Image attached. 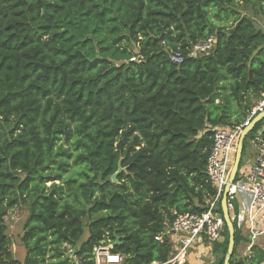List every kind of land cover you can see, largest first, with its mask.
<instances>
[{
  "label": "trees",
  "instance_id": "trees-1",
  "mask_svg": "<svg viewBox=\"0 0 264 264\" xmlns=\"http://www.w3.org/2000/svg\"><path fill=\"white\" fill-rule=\"evenodd\" d=\"M263 19L264 0H0V264H94L116 237L122 264L165 262L171 244L154 237L215 194L210 129L264 94ZM17 206L22 262L4 222ZM233 228L228 264H263L260 246L237 255ZM227 244L224 225L212 264Z\"/></svg>",
  "mask_w": 264,
  "mask_h": 264
},
{
  "label": "built area",
  "instance_id": "built-area-1",
  "mask_svg": "<svg viewBox=\"0 0 264 264\" xmlns=\"http://www.w3.org/2000/svg\"><path fill=\"white\" fill-rule=\"evenodd\" d=\"M213 42L212 37L193 45L189 57H196L206 53ZM173 63H181L182 56L175 52L170 56ZM264 110V94L251 108L247 118L242 123L232 127H213L212 144L207 157L205 175L215 190V194L205 201V210L200 214L185 213L177 215L173 221L165 223L162 233L154 237V241L162 242L166 237L171 244V253L163 262L151 264H187L190 250L204 242L211 245L223 242L224 221L220 202L225 187L227 188L226 208L231 222L242 236H249L246 251L256 246L258 241L264 240V125L249 142L254 150L252 164L247 158L241 171L239 167L232 183L229 174L234 162L238 140L242 130L260 112ZM222 213V212H221ZM170 232H173L171 234ZM264 243V242H263ZM71 252V251H70ZM94 264H122L120 255L109 252L108 246L99 245L92 249ZM22 264V263H18ZM264 264V263H263Z\"/></svg>",
  "mask_w": 264,
  "mask_h": 264
},
{
  "label": "rangeland",
  "instance_id": "rangeland-1",
  "mask_svg": "<svg viewBox=\"0 0 264 264\" xmlns=\"http://www.w3.org/2000/svg\"><path fill=\"white\" fill-rule=\"evenodd\" d=\"M241 6V5H240ZM239 11L244 14V10L240 7ZM247 14V12H246ZM259 23L264 27V19L260 20ZM225 128V127H224ZM252 135H249L244 140V152L243 155H241V160L239 164V172L241 171V168L244 165V162L242 160L249 158V162H245L247 166L252 164V160L254 158V150L252 149V146L250 145V141L252 140ZM49 186V184H47ZM28 211L27 208L24 206H17L13 209L9 210L6 217L4 218V222L7 226V238L10 242V252L13 260L17 262H22L25 257V248L22 245L21 238L24 234L23 225L27 218ZM87 237V234L85 233L84 239ZM244 238L246 242H242L238 249H237V255L240 257H244L247 254L246 251V243H249V236L247 234H244ZM262 241L264 242L263 238ZM261 241H258L256 243V246H260L264 250V243ZM211 249V248H210ZM68 254V253H67ZM47 264V263H46ZM49 264V263H48Z\"/></svg>",
  "mask_w": 264,
  "mask_h": 264
},
{
  "label": "water",
  "instance_id": "water-1",
  "mask_svg": "<svg viewBox=\"0 0 264 264\" xmlns=\"http://www.w3.org/2000/svg\"><path fill=\"white\" fill-rule=\"evenodd\" d=\"M162 36H160L157 41L160 42L161 41ZM264 120V110L260 113H258L247 125L246 127L242 130L239 140H238V144H237V148H236V152H235V157H234V162L232 164L231 170H230V174H229V183H232L233 179L236 176L239 164H240V160H241V155H242V148H243V142L245 140V138L247 137V135H249L251 133V131L253 130V128L261 121ZM126 169L121 167V159H119V162L117 164V170L116 172L111 176V181L112 183L116 184V177L121 173V172H125ZM227 188L225 187L223 194H222V198H221V202H220V207H221V212H222V218L224 221V225L226 226L227 232H228V244H227V250H226V254L224 256V260H223V264H228L229 260L233 254V249H234V228H233V223L231 222L229 215L227 213V208H226V195H227ZM171 234H173V232H170ZM119 241V238L116 237L115 241L110 244L108 246V249L112 248L113 246L117 245ZM72 254L71 252H68V254L66 255L67 258H69ZM71 264H78L76 261H73Z\"/></svg>",
  "mask_w": 264,
  "mask_h": 264
},
{
  "label": "crops",
  "instance_id": "crops-1",
  "mask_svg": "<svg viewBox=\"0 0 264 264\" xmlns=\"http://www.w3.org/2000/svg\"><path fill=\"white\" fill-rule=\"evenodd\" d=\"M240 236L244 237L241 234ZM210 248L211 246L204 242L202 245L196 246L194 249L190 250L189 255H188L187 264H212L214 263V256L212 255Z\"/></svg>",
  "mask_w": 264,
  "mask_h": 264
}]
</instances>
